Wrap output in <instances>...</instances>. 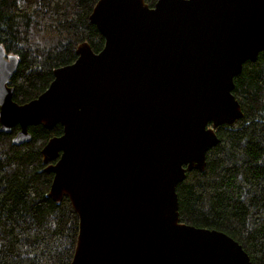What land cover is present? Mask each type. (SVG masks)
<instances>
[{
    "label": "water",
    "instance_id": "1",
    "mask_svg": "<svg viewBox=\"0 0 264 264\" xmlns=\"http://www.w3.org/2000/svg\"><path fill=\"white\" fill-rule=\"evenodd\" d=\"M85 42L38 98L18 104L19 58L0 45V134L60 124L41 155L48 197L71 202V264H253L227 234L180 220L177 187L203 173L217 129L244 117L235 78L264 52V0H99Z\"/></svg>",
    "mask_w": 264,
    "mask_h": 264
},
{
    "label": "trees",
    "instance_id": "2",
    "mask_svg": "<svg viewBox=\"0 0 264 264\" xmlns=\"http://www.w3.org/2000/svg\"><path fill=\"white\" fill-rule=\"evenodd\" d=\"M98 1L0 0V45L19 58L15 102L44 93L54 71L77 60L82 43L95 53L104 48L90 22ZM145 1L154 7L158 0ZM233 94L244 117L217 129L220 142L208 152L206 170L178 185L180 220L227 234L253 264H264V52L244 65ZM19 130L0 134V264H71L79 218L68 198L58 204L48 197L54 175L44 171L41 155L63 127H30L32 141L15 146Z\"/></svg>",
    "mask_w": 264,
    "mask_h": 264
}]
</instances>
